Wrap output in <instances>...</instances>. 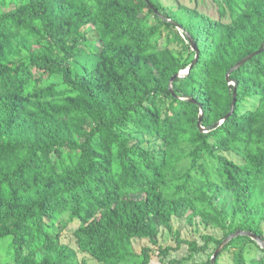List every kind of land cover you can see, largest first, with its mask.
<instances>
[{
    "label": "trees",
    "instance_id": "1",
    "mask_svg": "<svg viewBox=\"0 0 264 264\" xmlns=\"http://www.w3.org/2000/svg\"><path fill=\"white\" fill-rule=\"evenodd\" d=\"M212 1L217 19L161 0H0V264H88L55 231L64 215L100 264H151L134 240L159 246L175 218L223 233L178 236L192 264L237 232L264 242V0ZM190 38L199 59L173 93ZM239 239L258 255L233 264H264L247 236L223 253Z\"/></svg>",
    "mask_w": 264,
    "mask_h": 264
},
{
    "label": "rangeland",
    "instance_id": "2",
    "mask_svg": "<svg viewBox=\"0 0 264 264\" xmlns=\"http://www.w3.org/2000/svg\"><path fill=\"white\" fill-rule=\"evenodd\" d=\"M161 2L166 6V8H173L175 10L179 7L180 4L191 8L196 6L200 12L206 13L212 19L218 18L217 6H215L212 0H161ZM175 51L183 55L184 57L188 56L186 52L184 53L181 51L180 47H176ZM83 64L92 67L96 64V61L91 57L83 56L79 58V61L74 63V65H76L77 67H81ZM135 142L137 141H134L133 143ZM146 147L149 146L146 145ZM228 155L234 160H239V158H237L233 154ZM225 197H227V204L229 208H231V194L228 192L226 193ZM223 203L224 197L217 202L219 206H222ZM57 221L58 223L55 227V231L59 235L61 243L69 246L77 252L79 262L82 263L84 260L88 264H100L90 254L80 251L77 244V239L75 237V232L79 227V222H71L69 215L59 217ZM172 224V231H161L159 246L152 244L148 239H136L133 242L134 250L138 254H140L143 248H151L153 250L151 264H192V259H190L191 257H189L190 251L188 249L187 244H181V247L178 248V236H180V238L183 240H188L192 242L195 241L199 246H203L205 244L204 236L206 235H212L217 239L222 238L223 236L222 231L218 228L205 227L203 224L200 223L190 225L188 224L186 219L180 220L175 218ZM219 246L220 244H218L217 242H211L209 248L203 254L195 255L194 259L196 261H206L210 257L213 258ZM227 246L224 248L221 254L225 251ZM167 247L173 248L172 251H170L169 255L167 257L160 255V248L164 250ZM242 247L246 248V255L248 256L249 261L251 260V258L258 255L257 247H255L252 243L246 241L245 239H239L234 243L230 251H227L222 255L220 254V264H233V252L239 251Z\"/></svg>",
    "mask_w": 264,
    "mask_h": 264
},
{
    "label": "water",
    "instance_id": "3",
    "mask_svg": "<svg viewBox=\"0 0 264 264\" xmlns=\"http://www.w3.org/2000/svg\"><path fill=\"white\" fill-rule=\"evenodd\" d=\"M176 26H177V25H176ZM178 29L183 31V28H182L181 26H178ZM190 42H191L190 44H191L192 50L196 52L195 62L192 64V66H191L189 69H187V70H185V71L179 73L178 75H176V76L172 79V81L170 82V89H171V91H172L173 93H174L173 82H174L176 79H178V78H181V77H183V76H185V75H188L189 72L192 70V68L195 66V64L197 63V61H198V59H199V51H198V49H197V47H196V44H195V42H194V40H193L192 38H190ZM249 59H250V57L247 58V59H245V60H243V61L240 62L239 64H237V66H236L233 70L238 69L240 66H242V65H243L247 60H249ZM227 79L230 81L229 75L227 76ZM230 83H232L233 85L236 86V83H235V82H231V81H230ZM235 97H236V95H235ZM235 105H236V102H235V100H234V102H233V110H234ZM232 112H233V111H232ZM232 112H231V113H232ZM231 113H230V114H231ZM230 114L227 116V118L230 116ZM201 122H202V114H201V118H200L199 126L201 127L202 131L207 132V130L204 129V128L201 126ZM239 236H247V237H250V238L253 239V240H254V241H255V242H256L261 248L264 249V242L261 240L260 237L254 235V234H252V233H247V232H237V233H235V234L229 236L227 239H225L224 242L219 246V248L217 249V251L215 252V254H214L213 258H212V264L215 263L216 259L219 257V255H220L221 252L224 250V248H225V247H226V246H227V245H228L233 239L238 238Z\"/></svg>",
    "mask_w": 264,
    "mask_h": 264
}]
</instances>
